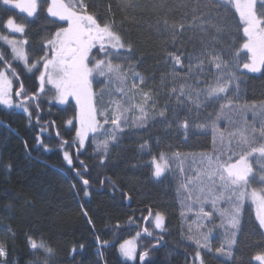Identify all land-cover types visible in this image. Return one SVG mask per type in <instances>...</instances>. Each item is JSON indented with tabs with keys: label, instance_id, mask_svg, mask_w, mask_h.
Segmentation results:
<instances>
[{
	"label": "trees",
	"instance_id": "1",
	"mask_svg": "<svg viewBox=\"0 0 264 264\" xmlns=\"http://www.w3.org/2000/svg\"><path fill=\"white\" fill-rule=\"evenodd\" d=\"M85 3L89 5V12L101 22H114L116 30L132 44L131 58H114V63L136 66L145 80L142 89L150 92L156 102L154 111H165L166 118L155 115L145 126H139L136 118L133 125L128 126L126 116L123 131L117 133V140L109 145L106 155L102 148L97 149L98 137L93 140L89 136L88 143L79 147L74 143V127L67 124L77 114L76 105L72 101L65 106L51 103L52 92L46 88L43 93L39 92V72L35 69L28 72L21 62L13 59L11 46L0 40V53L12 64L26 92L37 94L35 104L27 103L31 117L25 111L0 105V242L8 250L4 262L199 264V260L194 259L197 246L188 236L198 235L197 225L202 222L204 226L199 231L210 232L212 248V251L199 249L205 264H247L260 240L258 230L253 227L251 202L245 200L243 203L230 259L215 251L231 234L226 216L221 215L234 206L228 194L225 193L214 208L210 203L204 204L205 211L213 212L208 220L198 217L200 205L195 202V194L189 199L181 184L203 169L202 157L217 154L221 148L227 150V141L223 146L218 138L213 143L210 127L213 122L226 136L229 131L242 127L245 121L259 127L262 119L259 112L254 118L253 111L245 105L256 104L259 108L264 104V71L237 73L238 79L229 89L232 107H225L222 112L220 105L227 103L223 99L202 101L197 109L187 101L179 103L171 92L172 87L184 82L183 77H189L187 82L194 87L198 81L214 83V68L209 71L206 63L202 75L193 73L190 76L185 58L192 57L195 64V56L202 48L201 37L208 42L215 36L216 50L229 61L231 51L245 39L243 23L235 8L220 9L219 23L224 28L221 33L216 34L214 29L206 34L187 31L173 42L163 31V20L181 21L196 0H131V7L124 6L122 0H85ZM44 7L42 3L37 16L28 17L10 6L5 11V6L0 4V34L12 39L11 31L4 27L9 17L25 24V33L20 38L29 42L26 48L30 61L42 54V43L63 23L50 17ZM169 53L182 55L185 64L174 67ZM3 67L0 62V69ZM174 72L179 75L174 76ZM100 79L94 80L98 82L97 88L102 85ZM14 86L17 90L16 79ZM200 86L205 85L200 83ZM37 118L39 123L35 122ZM184 119L189 122L187 132L179 126ZM44 123L46 125L42 126ZM73 124H77L75 119ZM61 141L68 143L61 145ZM145 143L147 147L141 148ZM65 151L72 155V165L64 159ZM160 153L169 158L170 168L157 179L152 175L150 161ZM176 153L180 155L177 157ZM80 161L87 166V172ZM260 164H264V159L252 158L254 173ZM77 171L89 180V186L83 185ZM252 187H259V184L254 183ZM85 191L89 195L86 196ZM213 191L218 192V189ZM127 197L131 200L129 204ZM149 212L165 215L163 232L152 230L153 217ZM145 227L152 236L143 232ZM29 238L38 243L43 241L55 250V255L47 257L43 250L31 249ZM132 238L137 240V259L130 262L122 258L119 246ZM145 250L149 256L140 261L139 256Z\"/></svg>",
	"mask_w": 264,
	"mask_h": 264
},
{
	"label": "snow or ice",
	"instance_id": "2",
	"mask_svg": "<svg viewBox=\"0 0 264 264\" xmlns=\"http://www.w3.org/2000/svg\"><path fill=\"white\" fill-rule=\"evenodd\" d=\"M122 2L126 7L133 6L131 0H122ZM42 3L50 17L56 18L58 23H63L42 43V54L38 58L30 61L26 48L29 42L26 38L16 40L0 34V40L11 46L13 59L23 62L28 72L34 69L39 72L40 93L45 91V85L48 84L54 89V98L58 103L67 104L69 98L75 100L78 111L73 119L77 121V124H73V119L67 121V124L72 125L75 130L74 143L83 147L90 135L93 140L98 136L106 137L97 145V149L102 148L106 155L109 145L116 142L117 133L123 131L122 123H126V113L132 110L138 111L139 126H145L147 121L155 115L165 117V111L158 113L154 111L156 102L152 100L151 93L140 87L145 84L144 78L131 67L114 63V58L116 60L131 58L132 44L116 30L114 22H101L95 14L90 13L89 5L85 3V0H0V4L5 6V11H8L10 6L26 13L28 17L37 16L42 10ZM227 6H233L238 13L239 20L243 23L242 31L245 39L242 44L235 46L230 53L231 59L226 62L222 53L216 50L213 42L215 36L208 42L201 37L202 48L195 56L196 63L193 64L192 57H186V66L190 76L193 73L202 75L207 63L209 71L212 68L216 70L214 83L209 84L207 80L198 81L194 87L187 82L189 77L181 78L184 82L171 89L179 103L187 101L199 109L202 101L223 99L227 103L220 105L222 112L225 107H232L233 102L228 98L229 89L238 79L237 73L241 70L250 73L264 71V0H196L195 6L190 8L181 21L163 20V31L173 42L187 31L206 34L214 29L215 33L219 34L224 30L219 23V11ZM4 27L12 33L20 34L25 33L26 29V25L17 23L14 17L7 18ZM169 59L174 67L185 64V60H182V55L179 54L169 53ZM0 62L4 65L0 69V105L23 109L31 117L32 113L27 103L35 102L37 94L29 95L26 92L23 81L19 80L12 64L4 59L3 53H0ZM129 75L132 77L131 80ZM173 75L179 74L174 72ZM13 78L18 81V88L15 91H13ZM97 78H101L99 81L101 84L116 83L118 85L116 95L119 99H109L106 104H98L97 93L93 89V81ZM200 83L205 86L201 87ZM236 87L238 88L239 85L236 84ZM103 93L102 88L100 95L103 96ZM137 93H139V102L132 103L137 99ZM14 96L19 99L14 100ZM245 108L253 111L254 118L259 112L262 118L259 127L245 121L242 127L229 131L226 136L225 132L213 122L210 125L213 143H216L217 138L222 146L227 141V150L221 148L217 154L202 157L203 169L198 171L192 179L182 183L181 188L186 191L189 199H192L195 194V202L200 205L197 215L208 220H211L213 212L205 211L204 204L210 203L214 208L217 201L223 199L225 193L228 194V199L234 206L230 212L221 213V215L226 216L231 234L215 251L230 259L233 257L235 236L241 223L243 203L249 200L254 207L253 227L258 230L260 240L257 241V250L250 256L247 264H264V164H260L259 170L255 173L252 167V158L264 159V104H261L259 108L256 104L245 105ZM149 109L152 111L150 112ZM219 119L220 117L217 116V120ZM106 125H110V128H106ZM179 126L187 132L188 120L184 119ZM56 135L59 136V132ZM40 143L43 144V141L41 140ZM67 143V141H61V145ZM44 147L48 146L44 145ZM146 147V143L141 145V148ZM63 155L67 164L72 165V155L67 151ZM179 155L176 153L177 157ZM80 164L87 172V166L83 164V161H80ZM150 166L153 177L159 179L170 168L169 158L160 153L158 157H152ZM181 171H183L182 168ZM77 175L81 176L83 185H89V180L84 179L79 171ZM254 183H258L259 187H252ZM214 188L218 189V192L213 191ZM85 195L89 193L85 191ZM149 216L153 217L154 228L163 232L165 215L149 212ZM203 226L202 222L199 223L198 235L188 236V239L197 246L198 250L195 252L194 259H198L199 264H205L199 249L212 251L209 243L210 232L199 231ZM143 232L148 236L153 235L147 227L143 229ZM158 243L159 240H157ZM29 244L33 250H43L47 257L55 255V250L43 241L38 243L29 238ZM119 250L124 257L136 260V249L131 246V241H125L120 245ZM7 256V247L0 242V258L6 260ZM148 256L149 252L145 250L139 256V260L144 261ZM0 264L3 262L0 261ZM43 264H48V261L45 260Z\"/></svg>",
	"mask_w": 264,
	"mask_h": 264
},
{
	"label": "rangeland",
	"instance_id": "3",
	"mask_svg": "<svg viewBox=\"0 0 264 264\" xmlns=\"http://www.w3.org/2000/svg\"><path fill=\"white\" fill-rule=\"evenodd\" d=\"M56 19V18H55ZM11 34L13 35V37H12V39H16V40H23V39H25V38H23V37H21L20 38V33H12L11 32ZM19 36V38H17ZM11 39V38H10ZM19 62H21V61H19ZM21 64H22V66H24L23 65V62H21ZM126 67H131L132 69H133V71H135V72H138L137 71V69H136V66L135 65H127ZM244 71H246V70H244ZM260 73V72H259ZM255 74H258V73H255ZM132 79V77H131V75H129V80H131ZM98 85V82L96 83V82H94L93 81V89L96 91V93H97V101H98V104H106L107 103V101L109 100V99H119V96L118 95H116V89H117V87H118V85L116 84V83H105V84H102L101 86H99L98 88L96 87ZM14 78H13V91H15L14 90ZM141 87V86H140ZM45 88H46V90H49L50 92H52L53 93V95H51V99H50V102L51 103H56V104H58L59 106H65L66 104H60V103H58L56 100H55V91H54V89L52 88V86L51 85H48V84H46L45 85ZM104 89V93H103V96H101L100 95V92H101V89ZM142 88V87H141ZM145 91V90H144ZM14 98V100H17V98L14 96L13 97ZM69 101H72L74 104H75V100L74 99H72V98H69ZM137 102H139V93H137V99L136 100H134V101H132V103H137ZM76 105V104H75ZM77 107V106H76ZM13 108H15V107H13ZM15 109H17V110H21V111H24L23 109H19V108H15ZM150 111H152L151 109H149ZM77 111H78V109H77ZM140 114H139V112L138 111H135V110H132V111H130V112H128V113H126V116H127V118H128V122H127V125L128 126H132L133 125V121L139 116ZM106 128H110V125H106L105 126ZM91 136V135H90ZM104 138H106V137H99L98 136V140H99V143H100V140L101 139H104ZM88 143V141L84 144V145H86ZM152 230H157V231H160L159 229H155L154 228V220H153V218H152ZM126 241H131V246L132 247H134L135 249H136V257H137V240H136V238H132V239H128V240H126ZM125 241H123L121 244H123ZM120 244V245H121ZM119 249H120V246H119ZM121 256H122V258L123 259H125V260H127V261H130V262H133V261H135V260H131V259H129V258H127V257H124L122 254H121ZM137 259V258H136ZM1 260L3 261V264H7V263H5L4 262V258H1Z\"/></svg>",
	"mask_w": 264,
	"mask_h": 264
},
{
	"label": "water",
	"instance_id": "4",
	"mask_svg": "<svg viewBox=\"0 0 264 264\" xmlns=\"http://www.w3.org/2000/svg\"><path fill=\"white\" fill-rule=\"evenodd\" d=\"M28 102H30V101H28ZM33 102V101H32ZM36 102V101H35ZM37 123H39V121L37 120L36 121ZM42 126H45L46 125V123H44V124H41ZM78 152V150L76 149V153ZM89 186V185H88ZM130 198L129 197H127V203L129 204L130 203Z\"/></svg>",
	"mask_w": 264,
	"mask_h": 264
},
{
	"label": "bare ground",
	"instance_id": "5",
	"mask_svg": "<svg viewBox=\"0 0 264 264\" xmlns=\"http://www.w3.org/2000/svg\"><path fill=\"white\" fill-rule=\"evenodd\" d=\"M38 120V118L35 120V122ZM37 123V122H36Z\"/></svg>",
	"mask_w": 264,
	"mask_h": 264
},
{
	"label": "flooded vegetation",
	"instance_id": "6",
	"mask_svg": "<svg viewBox=\"0 0 264 264\" xmlns=\"http://www.w3.org/2000/svg\"><path fill=\"white\" fill-rule=\"evenodd\" d=\"M19 98H17V100H18Z\"/></svg>",
	"mask_w": 264,
	"mask_h": 264
}]
</instances>
